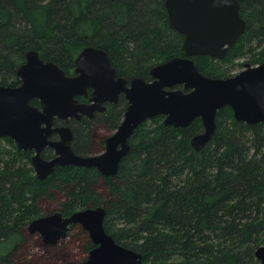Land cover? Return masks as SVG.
Here are the masks:
<instances>
[{
    "label": "trees",
    "instance_id": "1",
    "mask_svg": "<svg viewBox=\"0 0 264 264\" xmlns=\"http://www.w3.org/2000/svg\"><path fill=\"white\" fill-rule=\"evenodd\" d=\"M165 2L0 0V84L21 83L17 71L31 49L69 73L86 46L105 49L119 76L150 79L153 66L185 56V37L170 24ZM240 4L247 27L226 56L194 57L208 76L233 75V59L264 62V0ZM32 103L39 105L38 99ZM127 104L121 97L93 118L70 120L74 150L99 151L106 139L101 131L118 128ZM216 122L213 139L197 151L191 139L204 130L201 118L187 127L165 125L162 115L149 119L134 131L110 177L94 167L66 165L40 180L34 151L0 137V246L8 248L0 264H74L72 239L46 245L28 225L56 211L70 215L97 206L106 209V230L145 263L264 264L255 254L264 245V123L238 121L229 106ZM73 229L84 235L86 259L94 243L81 225Z\"/></svg>",
    "mask_w": 264,
    "mask_h": 264
},
{
    "label": "water",
    "instance_id": "2",
    "mask_svg": "<svg viewBox=\"0 0 264 264\" xmlns=\"http://www.w3.org/2000/svg\"><path fill=\"white\" fill-rule=\"evenodd\" d=\"M170 24L184 35L185 56H175L152 67L151 79L128 81L118 76L108 52L86 46L75 58V75H68L54 61H45L31 49L17 71L18 86L0 84V137L12 138L18 148L33 150L36 176L46 179L58 166L94 167L105 176H115L130 150V138L145 121L164 116L165 125L187 127L201 118L204 130L191 139L200 151L214 137L217 113L229 106L235 119L250 124L264 123V62L229 77H212L200 71L194 57L223 59L247 27L240 0H166ZM129 83V85L127 84ZM93 87L92 103L77 96ZM125 94L128 106L119 127L106 138L97 154H79L72 148L73 118L94 117L104 111L103 102H117ZM38 99L39 105L32 103ZM66 122L54 126L55 120ZM57 133L59 139H51ZM51 147L55 156L45 159L42 151ZM103 206L79 209L70 215L56 211L33 219L28 230L44 242L56 245L68 236L72 225L88 231L94 247L77 264H186L184 261L145 263L142 254L127 247L105 228ZM264 263V245L256 249Z\"/></svg>",
    "mask_w": 264,
    "mask_h": 264
},
{
    "label": "rangeland",
    "instance_id": "3",
    "mask_svg": "<svg viewBox=\"0 0 264 264\" xmlns=\"http://www.w3.org/2000/svg\"><path fill=\"white\" fill-rule=\"evenodd\" d=\"M230 62V61H229ZM246 63H251L250 60L247 57H243V58H237V59H233L230 62V65H233V67H231V69L234 71V73L236 72H240L241 70L246 68ZM252 64V63H251ZM253 65V64H252ZM148 121V120H147ZM145 121V122H147ZM144 122V123H145ZM101 134H105V137H108L109 135L112 134V132H108L106 129H103L101 131ZM105 139V138H104ZM103 146V147H102ZM101 146V150L98 149L99 151H92L90 154H97V153H101L103 152L104 148H105V144ZM36 174V171H35ZM70 234H68L69 236H67L65 239L66 242L68 243L71 239V243H70V248L72 249V254H73V258H74V264H77L81 261H83V257L85 255V253H83V234L81 235L80 232L76 229H73L72 231L69 232ZM40 235H37V237ZM41 238V237H40ZM42 240V238H41ZM61 240V241H63ZM43 241V240H42ZM60 241V242H61ZM44 243V242H43ZM47 245V244H46ZM11 247V246H10ZM8 248L3 247V245L0 246V254L3 253H7Z\"/></svg>",
    "mask_w": 264,
    "mask_h": 264
},
{
    "label": "flooded vegetation",
    "instance_id": "4",
    "mask_svg": "<svg viewBox=\"0 0 264 264\" xmlns=\"http://www.w3.org/2000/svg\"><path fill=\"white\" fill-rule=\"evenodd\" d=\"M226 56V55H225ZM216 59V58H215ZM257 65V64H256ZM67 73V72H66ZM238 73V72H237ZM68 75H75V71H71V72H69V73H67ZM234 74H236V72L234 73ZM233 74V75H234ZM119 76V75H118ZM232 76V75H231ZM122 77V76H121ZM125 78V77H124ZM127 79V78H126ZM151 79V78H150ZM128 81H130L131 79H127ZM148 80V79H147ZM21 84V83H20ZM19 84V85H20ZM128 85H129V83H127ZM93 91H94V88L93 87H89L88 88V90H87V94H83V95H80V96H77V98H78V100H79V102H81V103H87V104H91L93 101H92V96H93ZM121 97H123L126 101H127V103H128V100H127V98L125 97V94H120V96H119V99L121 98ZM119 99H118V101H119ZM117 101V102H118ZM117 102H111L110 100H107V101H105V102H103V106H105L106 107V109L104 110V111H99V110H97L96 111V113H98V112H105V111H107L108 109H110L113 105H115ZM129 104V103H128ZM128 104H127V106H128ZM126 111V110H125ZM95 113V114H96ZM95 116V115H94ZM83 117H88V116H83ZM124 117V116H123ZM88 118H91V117H88ZM93 118V117H92ZM74 120H80V119H75V118H73ZM72 120V119H71ZM64 122V121H63ZM70 122V121H69ZM122 122V121H121ZM66 122H64V123H61V124H58V121H57V119L55 120V124H54V126H60V125H63V124H65ZM69 124V123H68ZM70 125V124H69ZM71 126V125H70ZM119 127V126H118ZM72 130H73V128H72ZM74 131V130H73ZM113 133V132H112ZM110 136V135H109ZM59 135L57 134V133H55V134H53L52 136H51V139L52 140H56V139H59ZM107 138V137H106ZM105 144H106V139H105ZM46 148H51V147H46ZM45 148V149H46ZM72 148L74 149V147H73V142H72ZM44 149V150H45ZM52 149V148H51ZM105 149V148H104ZM44 150L42 151V156H43V158H45V159H51V158H53L54 156H55V152H54V150H53V155L52 156H44L43 155V152H44ZM33 165V164H32ZM58 167H60V166H58ZM35 169V168H34ZM33 235H40V234H33ZM40 237H41V235H40ZM42 238V237H41ZM42 240H43V238H42ZM43 242H44V240H43ZM45 243V242H44ZM60 243V242H59ZM58 243V244H59ZM46 244V243H45ZM47 245H49V244H47ZM57 245V244H56ZM95 246V245H94Z\"/></svg>",
    "mask_w": 264,
    "mask_h": 264
}]
</instances>
